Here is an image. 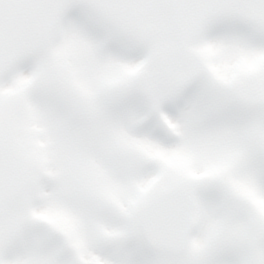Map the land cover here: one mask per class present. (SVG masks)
Here are the masks:
<instances>
[{
  "label": "snow or ice",
  "instance_id": "1",
  "mask_svg": "<svg viewBox=\"0 0 264 264\" xmlns=\"http://www.w3.org/2000/svg\"><path fill=\"white\" fill-rule=\"evenodd\" d=\"M0 264H264V0H0Z\"/></svg>",
  "mask_w": 264,
  "mask_h": 264
}]
</instances>
